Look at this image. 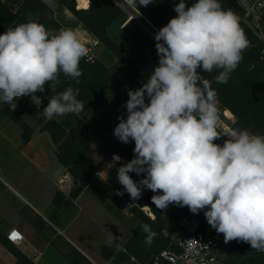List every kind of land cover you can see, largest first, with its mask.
Listing matches in <instances>:
<instances>
[{
  "label": "clouds",
  "instance_id": "obj_1",
  "mask_svg": "<svg viewBox=\"0 0 264 264\" xmlns=\"http://www.w3.org/2000/svg\"><path fill=\"white\" fill-rule=\"evenodd\" d=\"M126 3L139 10L154 2ZM173 10L177 15L153 37L158 64L146 82L128 90L122 105L127 115L114 128L120 142H134L133 158L125 163L113 154L107 167L119 163L117 180L133 201L150 190L156 208L175 204L193 214L203 211L225 243L244 242L264 252V135L247 128L221 131L218 93L202 75L218 70L215 82L227 83L250 42L239 17L220 0H194L190 6L179 0ZM86 55L71 29L50 30L38 19L9 27L0 34V103L28 96L40 108L36 93L48 85L54 94L39 114L48 120L79 115L80 89H56L61 74L80 83ZM221 138L226 139L217 143ZM141 227L150 246L156 233Z\"/></svg>",
  "mask_w": 264,
  "mask_h": 264
},
{
  "label": "crops",
  "instance_id": "obj_2",
  "mask_svg": "<svg viewBox=\"0 0 264 264\" xmlns=\"http://www.w3.org/2000/svg\"><path fill=\"white\" fill-rule=\"evenodd\" d=\"M44 1L55 10L61 24L66 29L73 30L90 49L94 59L107 67L117 63L118 57L86 29L69 9L59 4V0ZM112 1L122 9V14L109 27L108 32L134 61L140 53L150 52L143 47L139 50L135 46L138 44L136 33L141 27L149 31L150 27L145 22L152 20L140 10L129 7L126 0ZM76 2L78 9H87L90 6V0L88 6L83 8L80 0ZM174 4L173 1L165 2V20L157 17V21L152 22L167 24ZM249 42V47L243 53L255 47L256 42ZM123 47L135 49L128 50ZM259 61L264 69V59L259 56ZM156 63L158 64L157 58ZM126 73L128 72H122L106 86L108 107L86 114L89 116L85 120L90 128L98 172L91 182L92 187L84 189L77 198L72 199L71 206L57 209L53 204L57 192L69 197L73 186L77 184L59 163L56 150L50 153L48 145L39 142L36 130L31 140L24 144L21 129L16 123H0V264H64L65 261L67 264H113L102 257L101 248L108 246L117 251L123 249L124 243L138 227L140 220L134 218L130 195L123 188L109 187L118 181L119 166L107 167L111 162L108 155L112 147L101 139L96 142L90 125L93 122L105 126L108 121L115 124L119 123L118 117H126L127 111L122 107L129 98L127 92L130 89V80L129 77H124ZM261 79L264 81V70ZM120 85H125L126 90H121ZM218 106L222 107L221 104ZM92 115L98 119L95 121ZM39 134L47 136L48 133L41 131ZM24 162L28 163L23 164ZM25 165L35 170L40 179L44 177L51 181V193L28 182L29 177L23 171ZM64 180L71 184L70 188L63 185ZM130 218H133L132 226L129 224ZM11 229H17L23 234L24 241L21 244L16 245L7 240L6 235ZM20 255L24 258L20 259ZM24 259L28 262L23 263Z\"/></svg>",
  "mask_w": 264,
  "mask_h": 264
},
{
  "label": "trees",
  "instance_id": "obj_3",
  "mask_svg": "<svg viewBox=\"0 0 264 264\" xmlns=\"http://www.w3.org/2000/svg\"><path fill=\"white\" fill-rule=\"evenodd\" d=\"M167 1L179 2V0H153L154 3L147 7L138 6V8L152 21H157V17L165 20L164 3ZM187 2L190 6L194 0H187ZM220 2L223 8L231 9L239 18L242 17L243 7L237 0H220ZM59 4L69 9L86 29L118 57L117 63L112 67H107L101 61L89 60L85 56L80 62L83 75L79 77V84L61 74V83L57 85L56 91H63L67 87L80 89L78 99L83 102L84 110L79 115L68 114L48 120L39 114L47 106L48 97L54 94L46 85L45 92L36 93L42 99L40 108L31 103L30 97L25 96L16 101V104L21 106L20 112L9 106H0V120L7 117L15 122L21 129L24 144L31 140L34 127L25 120L21 112L27 117L34 118L40 125L41 131L50 135L56 146L59 163L77 181L69 197L61 192H57L54 196V206L57 209H62L71 206V200L77 198L84 189L92 187L91 182L98 172L94 160L90 128L84 115L87 112H98L108 107L106 86L119 71L132 64V59L116 44L108 32L109 27L122 14V9L116 3L112 0H90V6L87 9H78L76 0H59ZM80 6L87 7L88 0H80ZM29 19H38L50 30L66 29L57 18L55 10L44 0H0V34H3L9 27H15ZM240 26L251 43L257 42L252 31L244 22L240 21ZM258 48L251 47L243 53V59L236 70L230 74V78L225 84L215 82L214 78L219 74L218 70H214L212 73H202V75L212 81V87L218 93L219 104L234 115L236 128H247L253 133L264 135V81L261 79L264 69L259 61ZM224 139L221 138L216 142L223 143ZM112 156L110 155L111 160ZM117 165L120 166L119 163ZM130 175L134 180H140L135 173H130ZM154 194L150 190H143L141 198L137 201H133L129 196L132 212L140 220V223L124 243L123 249L117 251L108 246L101 248V255L105 260L111 261L113 264L125 262L153 264L155 257L160 252L174 248L172 239L176 233L177 212L183 213L188 207L179 206L176 213L170 206L166 210L158 209L151 200ZM145 206L148 207V210L150 207L155 216L154 219L143 211L142 208ZM142 224L149 225L156 233L150 246L145 243L147 233L143 231ZM164 230H167L166 235ZM220 250L228 255L226 264H264V252L252 249L249 244L244 242H223ZM248 254H253V256L242 260V257ZM19 257L20 259L24 258L21 255ZM22 262L27 263L28 261L24 259Z\"/></svg>",
  "mask_w": 264,
  "mask_h": 264
},
{
  "label": "built area",
  "instance_id": "obj_4",
  "mask_svg": "<svg viewBox=\"0 0 264 264\" xmlns=\"http://www.w3.org/2000/svg\"><path fill=\"white\" fill-rule=\"evenodd\" d=\"M237 1L243 7V15L239 19L252 31L257 40L255 47H259V56L264 59V0ZM86 56L92 60L89 55ZM218 107L221 111V131L236 128L234 115L229 110ZM228 111L229 114L226 113ZM146 214L155 218L150 209ZM209 228L203 211L199 214H193L189 209L183 213L177 212L176 233L172 239L174 248L160 252L153 264H219V252L224 237L222 233ZM6 238L16 245L24 241L23 234L17 229H11Z\"/></svg>",
  "mask_w": 264,
  "mask_h": 264
},
{
  "label": "rangeland",
  "instance_id": "obj_5",
  "mask_svg": "<svg viewBox=\"0 0 264 264\" xmlns=\"http://www.w3.org/2000/svg\"><path fill=\"white\" fill-rule=\"evenodd\" d=\"M170 13L171 14L169 16V19H171V18H173V17H175L177 15L173 9L170 10ZM151 22H145L147 24V26L150 27V28H148L149 31L146 30L145 28L141 27V30H139L136 33V37L138 38V44H137V46H135V47H138L139 50H142V47H143V48L149 50L150 52L149 53L145 52L144 54L140 53L141 55L138 58H135L134 61L132 60V64H130L128 66H125L116 75V77H117V76H120L122 72H128V73L125 74L124 77H129L128 79L130 80L129 81L130 82V85H129L130 89H132L133 87H135V89H137V88H139L142 85L143 82H146V80L148 79L149 75L154 70V67L157 65L156 58L158 59V55H157V51L155 49V43L156 42L153 39V37L155 35V32L159 28L165 26L166 23L165 22L164 23H158V22L153 23L154 22L153 21L152 23L155 24V26L157 27L156 28ZM135 47H123V48L128 49V50H134ZM86 49H87V55H89V57L94 59L92 53L90 52V49L88 47H86ZM114 79H112V80H114ZM120 79H123V78H120ZM122 83H124V82H122ZM120 87H121V90H124V91L126 90V86L125 85H120ZM127 89H129V88H127ZM18 100L13 101L11 104L0 103V106H9L10 108L20 112L21 106L16 104V101H18ZM87 113H90V112H87ZM21 114L25 118V120H27V122L32 127H34V130H36L38 132V135H39L38 136V140H39V142H42L43 145H46V146L48 145L49 152L50 153H54V150H56V146L54 147L53 141H52L50 135L47 134V136H40L42 134H39L41 132V129H40V125L37 123V121L34 118L27 117L22 112H21ZM86 114L84 116L85 119H86V117H89V116H86ZM92 118L95 119V121L98 119L97 116H95V115H92ZM9 121H12V120H9L7 117H3L0 120V123L9 122ZM108 122L109 123L105 124V126L96 125L93 122L90 123V125H92V136H93V139L96 142L100 141V140H97V139H101V140L106 141L112 147V148H110V153H109L108 156L110 157V155L117 154V155H119L122 158V161L126 163V162L130 161L133 158V149H134V146H135L134 142L130 141L128 144H124V143L120 142L114 136V128H115V126L118 123L114 124V123H112V121H108ZM13 123H15V122H13ZM27 163L28 162H24L23 164H27ZM24 167H26V168L23 169V171L27 173V175L29 177V179H28L29 183H31V184H33L35 186L38 185L39 188H42L44 191L47 190V191H49V193H51L52 184H51V181L48 178L42 177L40 179L35 174V170H33L31 167H29V166L27 167V165H25ZM138 177L140 179L142 178L141 176H138ZM62 183H63V185H65V186L67 185V187L70 188L71 184H69V182H67L66 180L62 181ZM109 187H120V188H123V186L118 181H116L115 183H112ZM123 190H124V188H123ZM169 206L172 208L174 213H176L178 211V209H179V206H177L175 204H171ZM143 211L146 213L147 210L143 209ZM130 217H132V216H130ZM135 217H136V215H134V218ZM132 219L133 218H130V220H129L130 226H132V223H131ZM209 229L215 230V229H213L211 227ZM219 255H220L219 264H226V260L228 258L227 253L226 252H222V250H220ZM46 257H48V256H46ZM64 264H67V262L65 261ZM124 264H133V263L132 262H128V263H124Z\"/></svg>",
  "mask_w": 264,
  "mask_h": 264
},
{
  "label": "water",
  "instance_id": "obj_6",
  "mask_svg": "<svg viewBox=\"0 0 264 264\" xmlns=\"http://www.w3.org/2000/svg\"><path fill=\"white\" fill-rule=\"evenodd\" d=\"M81 26H82V25H81ZM252 256H253V254H248V255L242 257V260H246V259H248V258H250V257H252Z\"/></svg>",
  "mask_w": 264,
  "mask_h": 264
},
{
  "label": "bare ground",
  "instance_id": "obj_7",
  "mask_svg": "<svg viewBox=\"0 0 264 264\" xmlns=\"http://www.w3.org/2000/svg\"><path fill=\"white\" fill-rule=\"evenodd\" d=\"M226 113H227V112H226ZM228 114H229V112H228ZM143 209H144V210H148V207H147V206H145Z\"/></svg>",
  "mask_w": 264,
  "mask_h": 264
},
{
  "label": "snow or ice",
  "instance_id": "obj_8",
  "mask_svg": "<svg viewBox=\"0 0 264 264\" xmlns=\"http://www.w3.org/2000/svg\"><path fill=\"white\" fill-rule=\"evenodd\" d=\"M15 235V234H14Z\"/></svg>",
  "mask_w": 264,
  "mask_h": 264
}]
</instances>
